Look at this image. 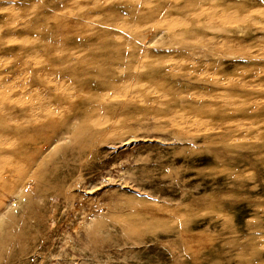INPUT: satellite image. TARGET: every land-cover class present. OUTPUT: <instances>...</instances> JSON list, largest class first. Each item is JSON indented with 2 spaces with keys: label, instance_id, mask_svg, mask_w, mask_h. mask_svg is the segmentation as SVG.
<instances>
[{
  "label": "rangeland",
  "instance_id": "374dc122",
  "mask_svg": "<svg viewBox=\"0 0 264 264\" xmlns=\"http://www.w3.org/2000/svg\"><path fill=\"white\" fill-rule=\"evenodd\" d=\"M110 2L0 0V158L10 150L23 158L53 127L72 130L23 192L28 205L18 213L31 227L0 235V264H264V0ZM83 12L94 18L83 36L70 35L67 17ZM192 36L229 40L183 61ZM138 38L148 69L131 67ZM74 39L122 54L129 66L115 71L138 75L106 90L118 99L85 120L75 118L85 104L67 97L72 76L56 72ZM17 160L1 162L0 172Z\"/></svg>",
  "mask_w": 264,
  "mask_h": 264
},
{
  "label": "bare ground",
  "instance_id": "6f19581e",
  "mask_svg": "<svg viewBox=\"0 0 264 264\" xmlns=\"http://www.w3.org/2000/svg\"><path fill=\"white\" fill-rule=\"evenodd\" d=\"M100 1V0H99ZM94 2V1H93ZM98 3V1H96ZM112 2H116V3H119V5L121 6H125L124 4H127L128 2H132V0H112ZM110 2L109 4L113 5L114 4ZM100 3V2H99ZM146 3V2H145ZM90 4V3H88ZM104 4V3H103ZM94 5L95 2H94ZM99 5V4H97ZM101 5V4H100ZM108 5V4H107ZM106 5V6H107ZM112 5L110 8H112ZM140 5H142V2L137 4L136 7H139ZM105 6V5H104ZM104 6H103V9H104ZM105 6V7H106ZM92 6L88 7L91 8ZM97 6H95L96 8ZM144 7V6H143ZM100 8V7H99ZM108 8V9H110ZM142 8V7H141ZM140 8V9H141ZM94 9V8H92ZM139 10V8H137ZM84 10V9H83ZM81 10V11H83ZM91 10V9H90ZM80 11V12H81ZM86 11V10H84ZM99 11V10H98ZM76 12V11H75ZM79 12V11H77ZM76 12V14H78ZM93 12V11H92ZM97 12V11H96ZM94 12V13H96ZM139 12V11H138ZM70 13V12H69ZM75 14V13H74ZM73 14V15H74ZM83 17H81V13L80 15H78L79 17H77V19L74 17H67L68 15L70 14H67V21L68 23H73V28H75L73 30L72 28V33H70V35H74L76 37V35H82L83 33V27L86 26L85 24V20H89L93 15V13L90 12V14H88L87 12H83L82 13ZM101 14V13H100ZM72 15V16H73ZM98 17L100 15H97ZM158 20L160 19L159 17V13L156 14ZM61 17V16H60ZM102 17V16H101ZM111 17V16H110ZM109 17V18H110ZM94 18V16H93ZM97 18V17H96ZM95 18V19H96ZM105 19V18H104ZM204 19V18H202ZM61 20V19H60ZM93 20V19H92ZM97 20V19H96ZM111 20V19H110ZM109 20V21H110ZM187 20V18L185 19V21ZM193 20V19H192ZM200 19H198V22ZM101 21V20H100ZM150 21V20H149ZM66 22V20H65ZM94 22V21H93ZM105 22V21H103ZM107 22V21H106ZM191 23L190 19H189V24ZM107 24V23H105ZM108 25V24H107ZM117 25V24H116ZM98 26V25H96ZM100 26V25H99ZM68 27V26H67ZM184 27V26H183ZM69 28V31H70V27ZM91 28V27H90ZM89 28V29H90ZM105 28V27H104ZM87 29V28H86ZM85 29V30H86ZM89 29H87L89 31ZM126 29V28H125ZM183 29V28H181ZM185 29V28H184ZM187 29V28H186ZM93 30V29H92ZM100 30V29H99ZM188 30V29H187ZM68 31V32H69ZM82 31V32H81ZM87 31V32H88ZM95 30H93V33H94ZM97 31V30H96ZM181 31V30H179ZM85 32V31H84ZM99 32V31H98ZM101 32V31H100ZM102 33V32H101ZM92 34V33H91ZM97 34V33H96ZM107 34V33H106ZM89 35V34H88ZM151 35V33L149 34ZM73 36V37H74ZM83 36V35H82ZM107 37V35H105ZM72 37V38H73ZM79 37V36H77ZM81 37V36H80ZM92 37V35L90 36ZM111 37V36H110ZM149 37V36H148ZM147 37V38H148ZM184 37V36H183ZM193 38H196L198 40H184L185 42L183 43V47H182V50H181V53L183 55L182 57V60L184 61H191L193 62L194 61V56H198V55H207L208 52H213V53H218L219 50L225 48L227 45H228V38L227 37H223L221 42H215V41H208V40H214V39H209V38H199V37H196V36H192ZM69 38V37H68ZM67 38V39H68ZM177 38V37H176ZM182 38V36L180 37ZM187 38V37H186ZM178 39V38H177ZM184 39V38H183ZM76 40V39H74ZM101 40V39H100ZM139 38L138 40H134L133 43L131 44L130 47V50L129 51L130 53L132 51H135L136 53L139 51ZM182 40V39H181ZM55 41V40H54ZM57 41V40H56ZM55 41V42H56ZM63 41V40H62ZM80 41V40H79ZM79 41L76 40V41H73V43H69L72 47H70L66 53L68 55V57L66 58V60L63 62L62 65L63 68H59L57 70V66H53V67H56L55 69L57 70L56 72L58 74H60L62 77H68V76H72V79H73V76H81L80 74H83L82 77H85L81 80V82L77 81H73L71 79V82L66 86L68 89V94H67V97H68V100H72V102L74 103H78V104H81V103H84V107L82 109H80L76 115L75 118H79V120H85L83 118H88L90 116V112L91 111H96V108L98 107H101V105L104 104V102H114L116 101L117 96L115 97V95L118 94V89L120 88V85L122 84V89L124 87V84L125 82H128L130 80H132V78H134L137 74H133V73H130V72H127V70L129 69L128 68H122L120 70H117V72L115 71L116 68H118L119 66H124L126 67V62H124L125 64L123 65V61H122V54L119 55L118 57H112L110 56V54H108L105 50L104 54H100L98 53L96 50L97 48L95 47L96 45L95 44H92V45H95L94 47L90 44L89 46L90 47H87V46H83L82 44H79ZM183 41V40H182ZM55 42H53V45L55 44ZM102 42V40H101ZM105 42V41H104ZM103 42V44H104ZM57 43V42H56ZM63 43V42H62ZM67 43V42H66ZM178 43V42H177ZM65 44V43H64ZM58 45V44H57ZM55 44V46H57ZM60 45V44H59ZM66 45V44H65ZM146 45L148 44H145L143 45L144 48H147ZM63 46V45H62ZM67 46V45H66ZM104 46V45H103ZM114 46V45H113ZM116 46V45H115ZM64 47V46H63ZM63 47H59L60 49H62ZM123 47V46H122ZM122 47H119L122 49ZM125 47V46H124ZM128 47V48H129ZM58 48V47H56ZM73 48V49H71ZM127 48V47H126ZM125 48V49H126ZM66 49V47H65ZM117 49V48H116ZM116 49L114 48V50L116 51ZM120 49V50H121ZM56 50V49H55ZM99 50V49H98ZM118 50V49H117ZM118 50V51H120ZM129 50V49H128ZM127 51V50H126ZM56 52V51H55ZM117 52V51H116ZM64 53V54H66ZM115 53V52H114ZM146 52L144 53H139L138 52V56H137V59L135 60L136 63L135 64H131V67L132 68H137L136 70H139L141 67H146L148 69L149 66H147V54H145ZM128 54V53H127ZM58 56V55H57ZM61 56V55H60ZM65 56V55H64ZM128 57V56H127ZM126 58V56H125ZM128 60V58H126ZM130 60V59H129ZM115 61V65H113V62ZM161 62V61H160ZM45 64V63H44ZM49 64V63H48ZM47 64V65H48ZM50 64H52L50 62ZM46 65V64H45ZM55 65V64H54ZM57 65V64H56ZM61 65V66H62ZM128 65V64H127ZM146 65V66H145ZM59 66V67H61ZM129 66V65H128ZM1 67V66H0ZM52 67V68H53ZM42 68V67H41ZM40 68V69H41ZM131 68V69H132ZM143 68V69H144ZM39 69V68H38ZM55 69L53 68L52 70L55 71ZM142 69V68H141ZM135 70V71H136ZM43 71V70H42ZM142 72V71H141ZM47 73V72H45ZM50 73V72H49ZM55 74V72H52ZM130 73V74H129ZM164 73V76H169L171 73L170 72H162ZM139 74V73H138ZM39 75V74H38ZM48 75V74H47ZM56 75V74H55ZM59 75V76H60ZM142 75V74H141ZM172 75V74H171ZM98 76H103L104 78H109L108 80L106 81H103V82H97V78ZM138 76V75H137ZM136 76V77H137ZM162 76V74H161ZM159 76V77H161ZM39 77V76H38ZM163 77V76H162ZM40 78V77H39ZM102 78V77H101ZM147 79V78H146ZM160 80H162V78H159ZM169 79V78H168ZM100 80V79H99ZM128 80V81H127ZM158 80V79H157ZM42 82V80H40ZM8 82V81H7ZM6 82V83H7ZM131 82V81H130ZM156 83V81H154ZM62 83V82H61ZM158 83V82H157ZM3 84V83H2ZM9 84V83H8ZM7 84V85H8ZM40 84V83H39ZM56 84V83H55ZM164 84V83H163ZM61 85V84H59ZM65 86V87H66ZM163 86V85H162ZM27 87V86H26ZM117 87V91H115V93L113 92L112 93V97L111 100L109 99V96L108 93L106 94V90H111V89H116ZM119 87V88H118ZM1 88V87H0ZM156 88V87H155ZM163 88V87H162ZM166 88V87H165ZM164 88V89H165ZM3 91V90H1ZM22 91V90H21ZM19 91V92H21ZM18 92V94H19ZM33 92V91H32ZM49 92V91H48ZM56 93V92H55ZM60 93V92H59ZM111 94V92H109ZM156 93V92H155ZM161 93V92H160ZM65 94V93H64ZM128 94V93H127ZM158 94V93H157ZM165 94V93H164ZM167 94V93H166ZM42 95V94H41ZM107 95H108V98H107ZM122 95V94H121ZM126 95V94H125ZM124 95V96H125ZM18 96V95H17ZM129 96V95H128ZM156 96H159V95H156ZM155 96V97H156ZM4 97V95H3ZM52 97V96H51ZM63 97V96H62ZM163 97V96H162ZM116 98V99H115ZM146 98V97H145ZM157 98V97H156ZM153 99L154 101H158L160 99V97H158V100L157 99ZM169 98V97H168ZM53 99V98H51ZM66 99V98H65ZM123 99V97H122ZM129 99V98H128ZM140 99V98H139ZM142 99V98H141ZM148 99V98H146ZM1 100V98H0ZM3 100V99H2ZM121 100V98H120ZM150 100V98H149ZM161 101L162 98L160 99ZM142 101V100H140ZM3 102V101H2ZM1 102V104H2ZM71 102V103H72ZM9 103V102H8ZM13 103V102H12ZM48 103V102H47ZM72 106H74V103L71 104ZM10 104V103H9ZM51 105V104H50ZM63 105V104H62ZM12 108V107H11ZM5 109V108H4ZM7 111V110H6ZM37 111V110H36ZM51 113H53V111H50ZM51 113L50 116L52 115ZM22 115V114H20ZM30 115V114H29ZM5 116V115H3ZM7 117V116H6ZM53 118V116H51ZM50 117V118H51ZM65 117V116H64ZM22 118V116H21ZM20 118V119H21ZM26 118H30V117H26ZM1 119V118H0ZM4 119L6 120V118L4 117ZM54 119V118H53ZM11 120V119H9ZM25 120V119H24ZM55 120V119H54ZM14 121V120H13ZM18 121V119H17ZM23 121V120H22ZM69 121V120H68ZM76 121V120H75ZM30 122V121H29ZM32 122V121H31ZM5 123V122H4ZM47 123V122H46ZM53 123V122H51ZM56 123V121H55ZM61 123V122H60ZM8 124V122H7ZM25 124V123H24ZM29 124V123H28ZM35 124V122H34ZM43 124V123H42ZM48 124V123H47ZM59 124V123H57ZM1 125V124H0ZM30 125V124H29ZM60 125V124H59ZM21 126V125H20ZM27 126V125H26ZM54 126V125H52ZM52 126H49L52 128ZM57 126V125H55ZM43 127H46L43 125ZM48 127V129H50ZM60 127V126H59ZM56 128V127H53V130L51 131H54L55 134L53 135H46L45 138H44V141L42 142V144H38L36 145L35 147H33L32 149L28 150V152H24L26 155L23 157V158H19L20 156V153L21 151L19 150V152L17 151H12L10 150L8 154L4 155L3 157L0 158V163L3 162L4 164L8 165V164H12V160L13 159H19L17 160L15 163V165L11 168H5L0 172V235L2 236L3 234H5L8 230V228L12 229L16 224L18 226H20L19 228L21 229H29L31 227V218L28 216V215H25V213L23 214H19L20 211L19 210H22V208L25 206V205H28L27 204V197L23 195V192L29 187V185L31 183H33L38 177V170L37 168H40L41 164L43 163V165L46 163V159L44 160V158L46 157H49V153H52L54 152V147H56V145L62 143L63 141H66V138L68 137L67 135H69V138H70V133H72V130L69 126L65 125V126H62L61 129ZM7 128V127H6ZM5 128V129H6ZM18 129V128H17ZM39 129V128H38ZM37 129V130H38ZM27 130V128L25 129ZM21 131V130H20ZM29 132V130H28ZM47 133V132H46ZM48 133H50L48 131ZM53 133V132H51ZM75 133V132H74ZM28 134V133H27ZM34 135V133L32 134ZM41 135V134H40ZM7 136V135H6ZM74 136V135H73ZM10 137H12L10 135ZM14 137V136H13ZM16 137V136H15ZM38 137V136H37ZM44 136H42L43 138ZM26 138H27V135H26ZM34 138V137H33ZM32 138V140H34ZM41 138V137H40ZM72 138V137H71ZM11 140V139H10ZM14 140V138H13ZM22 140V139H20ZM29 141V139H27ZM26 140V142H27ZM36 140V139H35ZM37 142V141H36ZM39 143V142H38ZM15 144V143H14ZM64 146V145H63ZM62 146V148H64ZM3 147V145L1 146ZM7 147V146H6ZM21 147V146H20ZM58 147V146H57ZM17 148V147H16ZM15 148V149H16ZM22 148V147H21ZM60 148V147H59ZM20 149V148H19ZM58 149V148H56ZM24 150V149H23ZM4 151V149L0 150V152ZM52 151V152H51ZM56 151V150H55ZM91 152V149H89L88 151L85 152V154ZM3 154V152H2ZM5 154V152H4ZM88 156V155H86ZM87 157H80L79 160L77 161V165L80 166L81 168L85 167L87 165V162L88 160L86 161ZM44 161L41 163V161ZM48 160V159H47ZM39 162H40V165H39ZM48 162V161H47ZM42 167V166H41ZM79 168V167H78ZM80 169V168H79ZM37 171V172H36ZM40 173V172H39ZM76 183V182H75ZM63 185V184H62ZM32 187V186H31ZM30 188V187H29ZM54 188V187H53ZM47 192H50L52 190H50V188H44ZM50 190V191H49ZM54 190V189H53ZM58 190V189H57ZM60 190V188H59ZM30 191V189H29ZM59 192V191H58ZM65 192V191H64ZM67 192V191H66ZM57 193V191H56ZM45 194V193H44ZM55 194V193H54ZM27 195V194H26ZM69 198V197H68ZM71 198V197H70ZM31 203V202H30ZM30 205V204H29ZM32 206V204H31ZM26 207V206H25ZM27 208V207H26ZM31 209V208H30ZM25 211V210H23ZM22 211V212H23ZM28 211V210H26ZM25 211V212H26ZM31 211V210H30ZM29 211V212H30ZM19 212V213H18ZM18 213V214H17ZM17 214V215H16ZM32 214V213H31ZM98 229V228H97ZM30 234V233H29ZM8 235V234H7ZM11 237L13 239H16V238H19V231H11ZM95 235V234H94ZM20 236H23V234H21ZM28 237V236H27ZM25 237V238H27ZM10 238V236H9ZM32 240V238L30 239ZM187 240V239H186ZM189 240V239H188ZM14 244V243H13ZM27 245L29 243H26ZM5 247L6 245L4 246L2 240H1V237H0V250H1V253L4 252L5 250ZM12 248V247H11ZM11 252V250H10ZM8 255V253H7ZM11 261V260H10ZM6 263V262H5Z\"/></svg>",
  "mask_w": 264,
  "mask_h": 264
}]
</instances>
